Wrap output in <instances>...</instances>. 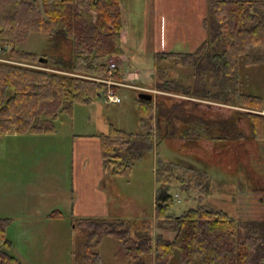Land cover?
<instances>
[{
    "label": "trees",
    "instance_id": "1",
    "mask_svg": "<svg viewBox=\"0 0 264 264\" xmlns=\"http://www.w3.org/2000/svg\"><path fill=\"white\" fill-rule=\"evenodd\" d=\"M203 23L206 37L194 52L156 54L161 60L182 61L200 81L182 86L169 64V73L166 67L156 68L153 88L229 105L233 113L205 118L194 99L136 97L139 132L111 126L107 133L92 136L113 173L128 171L162 139L181 136L195 144L200 139L264 141V79L258 91L243 89L242 84L252 85L240 68L264 64V0H208ZM121 27L120 0H0V55L19 62L0 60V135L51 133L57 118L72 115L75 104H92L109 89L119 93V86L105 80H121L116 67L110 74L108 66L110 57L122 52ZM32 32L48 36L49 54H42L46 63L39 62L37 53L17 48L19 39ZM173 180L181 188L195 185L204 192L209 176L205 169L178 161L162 162L156 169L154 217L159 229L174 232L172 239L161 233L152 237L145 229L130 231L120 218L76 217L86 239L73 252V264H104L98 248L105 237L114 238L127 264H145L152 255L155 264L175 259L177 264H264V218L231 217L202 202V196L195 207L169 214ZM50 214L63 216L58 210ZM10 221L0 217V264H21L10 253Z\"/></svg>",
    "mask_w": 264,
    "mask_h": 264
},
{
    "label": "rangeland",
    "instance_id": "2",
    "mask_svg": "<svg viewBox=\"0 0 264 264\" xmlns=\"http://www.w3.org/2000/svg\"><path fill=\"white\" fill-rule=\"evenodd\" d=\"M135 2L136 12L129 13L130 60L120 65L122 73L132 74L125 81L153 90L156 83V68L166 67L168 70V65L174 64L170 74L179 73V84L187 87L197 83L200 75L193 77L192 71L186 68L182 61L175 58L161 60L152 55L150 31L152 0ZM47 38L46 34L32 32L26 38L19 39L17 48L35 52L39 56L43 53L49 54ZM0 58L5 59L1 55ZM110 60L117 63L115 57H110L108 62ZM7 61L19 63L15 59ZM26 65L44 68L28 63ZM240 68L242 72L247 73L245 76L248 79L245 80L252 85L248 87L242 84L241 88L258 91L262 78L264 79V64L247 68L241 64ZM135 87L137 86L130 88L119 86L120 92L117 94L121 98L120 103L106 104L100 96L92 104H75L72 115L62 113L55 121V129L58 131L53 142L55 145L50 141L38 142L25 136L5 139L0 137V150H3L0 153V177L3 178L4 188H7L4 192L11 196V200L14 199L13 202L31 201L32 204L61 209L64 213L61 219L53 218L44 222L38 218L41 215L34 211L36 207L29 205V215L38 219L8 224L13 223L6 234L12 242L10 253L15 255L21 264H73L75 257L73 252L78 251L86 239L79 222L67 213L70 209L67 202L71 200L72 135L81 134L88 138L98 133H107L111 126L127 132H139L141 130L139 104L136 97L141 91L152 93L153 98L155 95L164 94L199 101L200 108L206 112L205 118L226 117L233 113V108L230 109L232 106L229 105L157 90L151 92L133 89ZM197 141L195 144L181 136L159 140L153 149L131 165L128 171L121 173H113L109 165H104L102 157L100 189L105 193L110 208V215L105 217L124 219L130 231L145 229L152 237L161 233L165 238L172 239L174 232L159 229L154 217L155 194L158 187L156 169L162 162L178 161L184 165L192 163L200 169H205L209 181L207 189L203 192L195 185L187 189L181 188L179 181L173 180L169 186V193L172 196L169 214L178 216L184 210L195 207L199 196H202V202L225 211L231 217L264 218V141L252 139L238 142L223 141L224 143H213L206 139ZM57 142L59 146L56 145ZM21 145L32 149L19 154ZM15 160L17 161L14 162ZM181 168L179 166L178 173L181 172ZM19 176L23 178V185L33 190L34 194L17 189L21 187L20 179L17 178ZM65 198L66 205L62 204ZM98 249L101 262L104 264H121L124 260L123 252L112 237L103 238ZM118 261L120 262L117 263ZM125 261L127 263L126 258ZM145 264H155L154 256L146 260ZM169 264H177V260H171Z\"/></svg>",
    "mask_w": 264,
    "mask_h": 264
},
{
    "label": "crops",
    "instance_id": "3",
    "mask_svg": "<svg viewBox=\"0 0 264 264\" xmlns=\"http://www.w3.org/2000/svg\"><path fill=\"white\" fill-rule=\"evenodd\" d=\"M136 5L137 4L135 0H120L122 21L120 39L122 52L118 55H113L112 57H115L117 61L116 70L120 72V82L154 92L156 91L155 89L151 90L149 87L138 86L126 82L125 79L131 77L132 74L131 72L122 73L120 70V65L130 60L129 52H131V50L128 47L129 44H131L129 39V13L136 12L134 10ZM151 5L152 28L150 31L153 45L151 53L154 57H156V54L159 52L191 53L194 52L204 41L206 33L203 21L208 12V0H152ZM56 133H58V131L55 129V131L51 133H39L33 135L7 133L0 135V137L5 139L10 137L19 138L25 136L31 140L36 139L38 142L50 141L52 144L55 141ZM56 145H58V142ZM70 147L72 159L70 188L71 202H67V206L70 204V209L67 210V213L71 214V218L83 216L105 217L110 215L107 197L100 189V182L102 179L100 177V171H103V169L101 168L102 156L98 139L95 137L87 138L81 134H74L71 138ZM20 149L21 150L19 154H22L28 152L29 149H32V147L29 148V146L21 145ZM2 152L3 150H0V153ZM91 155L94 156L92 157ZM90 156L92 159L91 161L89 160ZM16 161L17 160L14 162ZM12 173L14 174V172ZM17 178L20 179L21 185V187L17 189H24L34 194L33 190H29L27 187H25V185H23V178L20 176ZM53 180L56 182L55 179ZM6 190L7 188H4L3 178L0 177V217L11 218L9 224L11 222H26L30 219L36 220L38 218H41V220L44 222L51 221L53 218L61 219L62 216H51L50 213L55 210L60 211L64 216V213L61 211V209L49 205L40 206L38 204H32L33 202L30 203L31 201L23 202L22 200H20L19 203L13 202L14 199L11 200V196H8L4 192ZM62 204L66 205V198L63 199ZM29 205H34L36 207L34 211H36V214L41 216L34 218L29 215ZM22 215L23 217H20ZM12 224L7 226V233ZM119 262L120 261L117 263ZM121 264H127L125 258Z\"/></svg>",
    "mask_w": 264,
    "mask_h": 264
},
{
    "label": "built area",
    "instance_id": "4",
    "mask_svg": "<svg viewBox=\"0 0 264 264\" xmlns=\"http://www.w3.org/2000/svg\"><path fill=\"white\" fill-rule=\"evenodd\" d=\"M1 61H7L5 59H2L0 58ZM109 68H110V74L112 73V70L115 69L116 67V64L115 62H109L108 64ZM105 82L108 84V85H116V86H126V87H134L132 85H129V84H125V83H122L120 81H116V80H113V79H107L105 80ZM137 89H143V88H140V87H135ZM103 98V101L106 103V104H115V103H120L121 102V98L119 97V95L117 93H115L113 90L109 89L105 95L102 96Z\"/></svg>",
    "mask_w": 264,
    "mask_h": 264
},
{
    "label": "water",
    "instance_id": "5",
    "mask_svg": "<svg viewBox=\"0 0 264 264\" xmlns=\"http://www.w3.org/2000/svg\"><path fill=\"white\" fill-rule=\"evenodd\" d=\"M39 62L41 63H46L47 59L45 57L39 56L38 57ZM137 98L140 100H147L150 101L153 99V94L150 92H146V91H141L137 94Z\"/></svg>",
    "mask_w": 264,
    "mask_h": 264
}]
</instances>
